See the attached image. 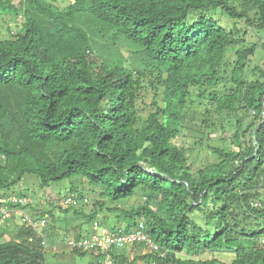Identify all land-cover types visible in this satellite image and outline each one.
Listing matches in <instances>:
<instances>
[{"label": "trees", "instance_id": "1", "mask_svg": "<svg viewBox=\"0 0 264 264\" xmlns=\"http://www.w3.org/2000/svg\"><path fill=\"white\" fill-rule=\"evenodd\" d=\"M0 9L10 31L0 37V190L27 175L40 188L66 180L61 198L90 199L74 218L103 224L98 215L113 213L124 231L142 222L164 250L136 257L152 264H264V69L248 76L258 44L233 25L264 31V0H0ZM136 192L142 203L119 205ZM27 236L18 227L0 243V264H46ZM220 250L229 263L201 257Z\"/></svg>", "mask_w": 264, "mask_h": 264}, {"label": "rangeland", "instance_id": "2", "mask_svg": "<svg viewBox=\"0 0 264 264\" xmlns=\"http://www.w3.org/2000/svg\"><path fill=\"white\" fill-rule=\"evenodd\" d=\"M50 3H52L54 6L62 8L68 3H70L73 0H48ZM1 10V15H0V37H7L9 35L8 31L5 29V25L2 24L3 20L2 18H5L4 13H2ZM6 12V10H4ZM3 11V12H4ZM13 24L9 25L10 29L14 25V23H18L16 17H13ZM16 21V22H15ZM20 22V21H19ZM222 24H224L223 20L220 21ZM4 23V22H3ZM235 28L238 30V37H242L244 40V43L246 44H251V43H257L258 46L256 47L254 53L252 56L249 57V62L247 66V71L246 73L248 74L249 77H252L251 75V70L256 67L260 66L264 69V31H255V29L247 27L243 20H237L234 24ZM227 27L231 28L232 24L227 23ZM12 30V29H11ZM89 60H97L98 55L97 51L93 50L88 56ZM152 90L149 89L147 90L146 93L144 94V103H139L138 102V107L143 108L141 114L144 115L146 111L149 109V101L151 97ZM158 102H161V95L159 94L158 97ZM182 139V138H181ZM185 141H189V134L186 133V137L183 139ZM197 164L195 162L194 166ZM67 186V181H60L58 183L51 184L49 187L46 186V188H40L37 180L33 176H25L22 181H20L17 185L13 187L12 190L10 191H4L0 190V195H9V194H25L27 196L32 197L35 200H42V203L40 205V209L35 210V213L46 215L49 217L47 223H46V230H50L52 227H55V232L52 235H48V241L49 243H52L53 245L51 246V249H46L44 250L45 253V261L46 264H99L96 261V258L92 257V255L89 252H86L84 254H76L74 251L69 250V252H72V254L64 256L63 258H55L54 252L56 248L62 247L65 249V245L63 243H59V238L62 236V238L65 240L67 237H73L74 233L79 231L80 235H85L88 230H89V224L86 222H82L79 217L74 218L72 215V207L69 208H62L60 207L59 203V198H61L65 193L66 189L65 187ZM264 190V187L260 189V192ZM11 192V193H10ZM46 193H49L50 195L48 196H53L49 200V202L46 200L45 196ZM55 195V196H54ZM84 198L79 199L77 197V203L74 206L76 209H81V207H84L81 204H87L90 199L87 194L84 193ZM85 199V201H83ZM144 200V195H142L140 192H136L134 195L131 197L122 200L119 202V205L124 207V208H130L132 206H136L139 203H142ZM258 203V202H256ZM118 204V203H117ZM37 207V206H36ZM42 208L43 210L46 211V213H42ZM48 209V210H47ZM65 209L67 211H65ZM87 212L89 210V206L84 207ZM28 212V210H25ZM51 211V213H49ZM98 217L102 220L103 218L106 219L105 223H103L107 227H112L115 225L116 217L115 214L113 213H108V212H102L98 215ZM5 225V224H4ZM0 223V243L1 242H6L10 239H15L18 238V228H17V223L16 225L13 223H7L6 226H4ZM14 226V228H13ZM116 228H122L121 226H115ZM9 232H7V230ZM16 231V232H15ZM44 231V230H43ZM66 232V233H65ZM59 243V244H58ZM54 244H58L57 246H54ZM64 246V247H63ZM55 248V249H54ZM67 248V247H66ZM69 249V248H68ZM143 249H138V247L135 248L133 252H128V258L127 259H116L118 256L112 255L111 260L115 259L112 261V264H152L151 258L148 256H144L143 258H136L143 256ZM203 259L207 260H213L221 263H229L232 260V253L230 251H208L206 253H203L201 255ZM136 258V259H135ZM119 262V263H118ZM106 264V263H103Z\"/></svg>", "mask_w": 264, "mask_h": 264}, {"label": "built area", "instance_id": "3", "mask_svg": "<svg viewBox=\"0 0 264 264\" xmlns=\"http://www.w3.org/2000/svg\"><path fill=\"white\" fill-rule=\"evenodd\" d=\"M41 203L42 200H35L25 194L0 195V221L7 222L16 217L19 222L18 227L28 232V241L37 240L38 245L46 250L51 249L53 245L49 243L45 233L49 217L34 212L41 208ZM59 203L62 208L74 207L77 197L65 195ZM258 204L254 203V205ZM59 243H63L72 251L102 255L108 264H112L111 256L115 251L133 252L137 245H141L143 253L158 257L164 256V250L146 233L142 222L124 231L123 228L107 227L98 219H94L89 223V230L85 235L78 238L67 237L65 240L62 238Z\"/></svg>", "mask_w": 264, "mask_h": 264}, {"label": "crops", "instance_id": "4", "mask_svg": "<svg viewBox=\"0 0 264 264\" xmlns=\"http://www.w3.org/2000/svg\"><path fill=\"white\" fill-rule=\"evenodd\" d=\"M0 223L2 224V225H4V226H6V224L7 223H13V224H15L16 225V223H17V228H18V220L16 219V217L15 218H13V219H11L10 221H7V222H5V221H0ZM13 228H14V226H13ZM7 230V232H9L8 231V229H6ZM16 232V231H15ZM45 232H47V230L45 231ZM59 238H61L62 239V236L61 237H59ZM64 247V246H63ZM136 247H138V249L140 248V249H142L141 248V245H137ZM48 249H50V248H48ZM69 250L70 249H68V248H66L65 247V249H63L62 247H60V248H56L55 249V251H53L54 252V257L56 258H63L64 256H67V255H71L72 254V252H69ZM91 254V253H90ZM114 254H118L117 256V258L116 259H119V260H121V259H127L128 258V252H126V251H118V252H116V253H114ZM92 255V257H94V258H96V262L97 263H99V264H103V263H106V264H108L107 262H106V260H105V258H104V256H102V255H93V254H91ZM115 259H113V260H111V261H114ZM119 263V262H118Z\"/></svg>", "mask_w": 264, "mask_h": 264}, {"label": "water", "instance_id": "5", "mask_svg": "<svg viewBox=\"0 0 264 264\" xmlns=\"http://www.w3.org/2000/svg\"><path fill=\"white\" fill-rule=\"evenodd\" d=\"M262 114H263V109H262Z\"/></svg>", "mask_w": 264, "mask_h": 264}]
</instances>
